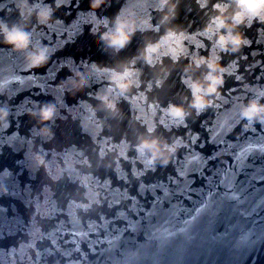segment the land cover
I'll return each instance as SVG.
<instances>
[{"label": "water", "instance_id": "1", "mask_svg": "<svg viewBox=\"0 0 264 264\" xmlns=\"http://www.w3.org/2000/svg\"><path fill=\"white\" fill-rule=\"evenodd\" d=\"M17 2L0 0V19L18 22ZM160 2L101 0L90 8L89 0H65L49 23L31 18L28 49L0 43V80L7 81L0 107L9 112L0 121V264H264V122L240 115L264 90V21L235 29L249 41L238 51L220 50L204 32L214 0L206 7L177 0L164 23ZM121 8L144 23L117 51L99 34L108 30L101 21ZM169 28L183 33L182 54L147 64L145 44ZM35 46L49 48V58L29 68ZM212 52L227 71L214 103L196 111L185 79L207 69H184ZM133 58L138 84L126 95L113 89L111 111L99 96L111 70ZM81 62L91 73L84 85L74 75ZM49 102L55 114L40 122L39 108ZM170 103L188 115L172 118ZM45 125L51 135L41 134ZM149 135L175 145L167 164L137 150Z\"/></svg>", "mask_w": 264, "mask_h": 264}, {"label": "clouds", "instance_id": "2", "mask_svg": "<svg viewBox=\"0 0 264 264\" xmlns=\"http://www.w3.org/2000/svg\"><path fill=\"white\" fill-rule=\"evenodd\" d=\"M90 8H95L101 0H89ZM211 0H201V6L206 7ZM65 0H54V4L44 3L43 0H18V22L9 24L7 21L0 19V43L11 46L13 50L23 51L28 49L31 44V31L28 24L31 18L35 16L36 21L40 24H47L51 21L55 9L59 8ZM160 9L167 7L160 23L168 21L175 16L177 0H161L158 5ZM212 8L215 15L210 17V21L204 28L205 34L211 38L215 36V42L220 50L238 51L242 46L247 45L249 41L240 31H236L241 24L251 22L253 19L264 21V0H214ZM108 30L100 32V38L109 47L117 51L123 49L132 39L134 34L141 30V24L144 21H138L134 14L127 12L125 8H121L110 20L104 18L101 21ZM183 33L177 32L174 28H169L164 35L155 42L145 44L141 57L149 65L155 64L160 56L170 55L175 62L183 50L181 40ZM171 41L168 51H161L165 42ZM174 45V46H173ZM50 54V49L46 46H35L34 49L26 54L27 66L38 67L44 64ZM136 64V58L128 61V63L120 70L112 69L109 76V89L99 99L104 102L105 106L111 110H116V102L110 98V93L115 89L120 95H126L128 91L138 84L134 78L136 70L133 67ZM204 66L207 71L202 73L198 78L189 76L185 79L191 92V99L188 107L196 111L203 110L214 103L215 97L220 95V87L223 84V74L227 69L219 63V57L216 52H212L209 56H193L190 63L185 67L184 71L190 73L194 69ZM92 69L100 70V66L93 63ZM167 76V70L161 69ZM79 77V84H87L91 75L89 65L81 62L79 70L74 72ZM71 80V77L69 78ZM163 77L156 80L157 85L161 84ZM7 83L6 80H0V89ZM77 82L73 83V87ZM56 111L54 103L42 104L38 111L39 121H51ZM166 111L174 119L183 120L188 115L183 104H169ZM36 116V112L31 113ZM9 115L8 109L0 107V121L6 122ZM240 115L248 122H264V90H260L258 94L247 100L240 108ZM152 127L148 128L151 134ZM41 134L51 135L49 127L46 125L40 129ZM137 150L140 153H148L149 162L160 160L162 164H167L171 153L175 150V145H168L159 138L152 136H143L139 139ZM35 159L39 164H44V156L39 152L36 153Z\"/></svg>", "mask_w": 264, "mask_h": 264}, {"label": "snow or ice", "instance_id": "3", "mask_svg": "<svg viewBox=\"0 0 264 264\" xmlns=\"http://www.w3.org/2000/svg\"><path fill=\"white\" fill-rule=\"evenodd\" d=\"M264 75V74H262ZM237 79H239V77H237ZM230 91H235L234 89L230 90ZM216 157L215 156H212L211 159H215Z\"/></svg>", "mask_w": 264, "mask_h": 264}]
</instances>
